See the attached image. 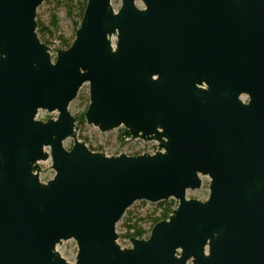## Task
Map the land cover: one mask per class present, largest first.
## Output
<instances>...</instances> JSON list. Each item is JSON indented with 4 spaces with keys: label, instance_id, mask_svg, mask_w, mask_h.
<instances>
[{
    "label": "water",
    "instance_id": "95a60500",
    "mask_svg": "<svg viewBox=\"0 0 264 264\" xmlns=\"http://www.w3.org/2000/svg\"><path fill=\"white\" fill-rule=\"evenodd\" d=\"M43 1L0 0V264H264V0H87L53 51ZM88 83L89 125L158 148L82 137L72 106ZM201 176L208 199H188ZM170 198L148 238L119 244L135 202ZM70 239L73 263L57 251Z\"/></svg>",
    "mask_w": 264,
    "mask_h": 264
},
{
    "label": "rangeland",
    "instance_id": "374dc122",
    "mask_svg": "<svg viewBox=\"0 0 264 264\" xmlns=\"http://www.w3.org/2000/svg\"><path fill=\"white\" fill-rule=\"evenodd\" d=\"M79 2L80 0H44L40 5L37 21L42 22L46 27H50L53 31V36H46L49 40V47L53 50L63 48L61 47V40L65 39L72 42L71 40L75 37L76 31L78 29L77 24H80L81 18L79 15ZM122 5V0H112V6L115 11H118ZM136 5L138 8L143 9L145 7L142 0H136ZM71 10V11H70ZM57 20V29L54 30L51 24L53 19ZM112 41L116 42V37L112 38ZM64 49V48H63ZM53 58L55 57L54 52H52ZM90 103V85L89 83L83 87L81 99L74 100L72 109L80 117L84 115ZM53 115V116H52ZM57 112L49 113L46 110H39L37 119L46 121L49 118H56ZM85 118V115H84ZM123 132V127L116 128L111 131L102 132L97 127L89 125L84 119L82 122V137L89 138L92 141L94 147L127 150V151H140L148 149H157V144L154 142L144 143L141 140H128L123 141L121 134ZM73 145V139L68 138L64 142L66 149H70ZM48 152L49 148L46 149ZM41 167L40 180L42 182H47L52 179L55 175V171L52 169V161L48 159L46 161L39 162ZM202 186L199 189L187 190L188 199H197L200 201H205L208 199L210 194V178L208 176H201ZM167 201H173L174 209L178 205L176 199L170 198ZM128 210L132 212L133 221L138 222L144 229L148 230L152 221L148 216H158L161 209L158 207L157 203H150L148 201H137ZM155 213V214H154ZM116 231L119 235L118 242L122 247H129L130 238L124 237L123 235L127 232V227L123 218L116 225ZM57 251L65 258L68 262H75L78 247L73 239L62 241L61 244L57 245Z\"/></svg>",
    "mask_w": 264,
    "mask_h": 264
},
{
    "label": "trees",
    "instance_id": "16d2710c",
    "mask_svg": "<svg viewBox=\"0 0 264 264\" xmlns=\"http://www.w3.org/2000/svg\"><path fill=\"white\" fill-rule=\"evenodd\" d=\"M86 3H87V0H80L79 2V15H80L81 20H82L83 13L86 7ZM37 23H38L37 32H38V35L41 41L49 45V42H48L49 40H47L46 36L48 35L52 37L53 31L50 30V27H46L42 22L37 21ZM57 24H58L57 20L54 18L51 24L54 30L57 29ZM79 26L80 24L78 23L77 27L79 28ZM74 38L71 41H73ZM71 43L72 42L63 39L61 40V47L68 48L70 47ZM84 119H85L84 115H82L79 117V119H77V121L80 120V122H83ZM157 204H158V207L161 209V212L158 216H155V215L152 217L151 215L148 216V218H150V220L152 221V225L148 230L144 229L141 225H139L137 220L133 221L132 212L130 210H127L125 215L123 216L125 226L127 227V232L123 236L127 238H132V237H136L140 239L144 237L148 238L152 227L157 222L168 219V217L174 210L173 201H161V202H158Z\"/></svg>",
    "mask_w": 264,
    "mask_h": 264
},
{
    "label": "built area",
    "instance_id": "2783aa9c",
    "mask_svg": "<svg viewBox=\"0 0 264 264\" xmlns=\"http://www.w3.org/2000/svg\"><path fill=\"white\" fill-rule=\"evenodd\" d=\"M126 141H128V140H126ZM141 141H143V140H141ZM144 143H150V142H154L155 144H157V148H158V143L156 142V141H143ZM144 238H146V237H144ZM131 246V245H130ZM129 246V247H130Z\"/></svg>",
    "mask_w": 264,
    "mask_h": 264
}]
</instances>
